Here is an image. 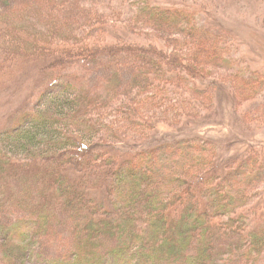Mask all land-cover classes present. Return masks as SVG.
Returning a JSON list of instances; mask_svg holds the SVG:
<instances>
[{"label":"trees","instance_id":"16d2710c","mask_svg":"<svg viewBox=\"0 0 264 264\" xmlns=\"http://www.w3.org/2000/svg\"><path fill=\"white\" fill-rule=\"evenodd\" d=\"M95 1L0 0V71L29 61L42 83L70 74L0 130V221L17 218L0 222L1 264H264V148L220 155L184 97L228 94L214 73L215 62L226 66L225 45L213 53L214 44L192 42L228 29L201 22L193 4L164 0H116L81 23L61 16ZM125 27L142 38L112 34ZM153 28L184 38L142 31ZM84 62L106 79L79 70ZM172 148L176 167L165 157ZM67 230L73 249L48 254Z\"/></svg>","mask_w":264,"mask_h":264},{"label":"rangeland","instance_id":"374dc122","mask_svg":"<svg viewBox=\"0 0 264 264\" xmlns=\"http://www.w3.org/2000/svg\"><path fill=\"white\" fill-rule=\"evenodd\" d=\"M114 1L116 0L95 1L92 3L95 6L89 8L83 5L82 9L79 10L78 8L77 11L74 6L70 8L67 7L61 16L68 19L70 15L72 16L74 14L75 18H73L72 21L77 19L76 21L80 20V23L86 22L89 20L88 17L93 18L100 14V12L96 11L97 9L104 8L109 10V8L113 6L112 2ZM164 1L168 3L175 2L182 5L183 3L193 4L203 13L200 15L201 22L206 25L210 23L214 27H217V25L224 26L229 31L228 33L223 30L227 33V36L218 33L215 37L212 36L208 39H203L201 35L192 38V42L195 41L197 45H201L202 47L205 46V44L207 45V42L209 45L214 44L216 48L212 49V51H214L213 53L219 50L222 45H225L226 51L222 52V54L226 56V60H222V62H224L226 66H224L221 61L215 62L214 73L217 76L222 75L225 77L224 80L229 84L224 85L228 94L222 93L221 101L218 96H214V91L212 90H210L209 93L207 92L206 96L200 98L201 101L193 100L191 97L192 101L187 98L188 96H184L188 104V111L193 115H198L196 116V120L203 123L200 128L205 134L219 141L217 144L219 146L220 155L223 149H226L229 155H237L239 152L248 151L253 145H259L261 148H264V0ZM125 9L128 12L126 6ZM123 15H126V13ZM133 23L137 22L133 21ZM204 28L205 26L203 25L198 26V30H201V32H203L202 30H204ZM131 30L132 29H127L126 27L123 29L115 28L112 34L119 38H121V35L122 37L125 36L133 39L142 38V34L138 35L135 31ZM142 31L154 32L168 37H180L171 35L173 31L169 29H166V31H159L153 28L151 30L142 29ZM180 38L184 37L181 36ZM218 39L222 42L219 43ZM228 42H230L231 46H229ZM176 47L180 46L176 45ZM15 62L17 63L16 65ZM15 62L10 68L0 71V73L3 74L2 76L0 75V82L6 79L5 82L8 84H0V130L10 125L12 126V123H8L9 117L15 113L17 108L21 109L27 104L28 106L30 105V107L32 104L34 105V103L38 101L39 94L42 90H47L50 85H53V83L57 82L60 78L65 77L66 80H70V74H68L66 70H60L57 72L58 74L50 78L48 82H43L45 84L40 89V86L43 84L42 81L46 80V75L44 76L40 70L31 69L33 68L31 64L29 68V61ZM37 63L38 62H36V64ZM132 66L133 64L130 62L125 66V71L129 75L131 74L130 70ZM77 69L75 68V70ZM30 70H32L33 73L26 78L25 81L28 82L27 85L22 86L24 84L22 80ZM68 70L70 72L73 71V69ZM79 70L89 75L91 74L88 71H95L97 78H99L98 80L106 79V77H101L100 69L96 66L89 67L86 62L80 65ZM182 84L187 90H191L194 87L188 80H183ZM29 85L30 87L28 88ZM207 88L209 87H206V89ZM26 89L27 91H24ZM28 91L32 95L37 93L36 101L31 102L26 100V96H21L22 92L25 94ZM203 102H206L213 110L210 112H207L206 109L204 110V108L201 107ZM23 103L26 104L22 105ZM175 122L176 121L172 119L171 123ZM163 123L164 128H170V125H167L164 121ZM80 135L86 137L88 141L93 139L92 135H88L85 132H80ZM142 136L143 135H141V137ZM95 142H98V140L94 139V143ZM175 149L176 148H172L167 150L168 152H165L167 153L165 157L171 158L167 160L170 167H176L175 165H177L178 161H181V151L176 153ZM193 149H197L196 143L193 144ZM262 196H264V193ZM22 211L23 209L19 211V214H23ZM16 219V217L4 214L0 222L3 223L4 221L6 223L7 221L11 222ZM5 242L6 240L0 237V264L1 256L3 257L5 255V253L2 252L3 249L1 250V247H5ZM10 242L12 241L8 240V243L12 245L13 242ZM19 243L20 242H15L14 244ZM48 243L49 245L46 247V250L48 254L51 252L53 256L63 254L64 252L67 253L75 246L73 235L69 230L58 236L56 240L49 241Z\"/></svg>","mask_w":264,"mask_h":264}]
</instances>
